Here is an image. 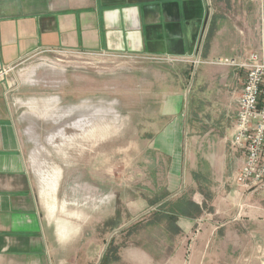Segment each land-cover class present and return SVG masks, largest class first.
I'll use <instances>...</instances> for the list:
<instances>
[{
	"label": "rangeland",
	"instance_id": "1",
	"mask_svg": "<svg viewBox=\"0 0 264 264\" xmlns=\"http://www.w3.org/2000/svg\"><path fill=\"white\" fill-rule=\"evenodd\" d=\"M210 2L212 16L217 8L232 18V33L244 32L236 20L242 13L258 16L253 31L259 34L264 0ZM258 50L259 44L233 55ZM158 62L56 50L4 75L42 217L64 227L60 242L73 264H264V182L236 188L230 203L226 187H213L188 232L170 223L180 215L181 197L191 194L168 189L171 158L155 148L156 137L179 114L188 128L197 116L207 120V99L195 92L210 85L197 82L198 68ZM178 92L179 114L162 117L164 100ZM182 169L183 162V177Z\"/></svg>",
	"mask_w": 264,
	"mask_h": 264
},
{
	"label": "crops",
	"instance_id": "2",
	"mask_svg": "<svg viewBox=\"0 0 264 264\" xmlns=\"http://www.w3.org/2000/svg\"><path fill=\"white\" fill-rule=\"evenodd\" d=\"M210 1L0 0V264H73V256L69 257L60 242L65 237L64 227L58 224L53 228L51 219L41 215L33 178L26 167L21 119L15 116L7 98L9 88L4 80L9 69L43 52L172 58L178 61L158 63L187 64L193 71L198 68L197 82L210 85L203 93L195 92L198 98L207 99V120L197 116L188 128L185 116L183 122L175 106L181 96L173 93L175 96L164 100L159 114L167 118L179 116L161 127L155 148L171 158L168 189L178 188L181 193L190 190L189 198L181 200L202 209V203H207L215 189L222 186L228 189L226 200L230 203L228 198L237 193L230 180L242 162V154L228 140L245 70L213 60L241 62L244 56L233 55V51L257 48L259 34L253 30L259 25V17L242 18V13L236 20L245 30L232 33V18L217 8L212 16ZM196 58L197 65L192 62ZM199 63L204 67H198ZM184 72L176 75L184 80ZM188 74L190 78L192 72ZM198 74L194 72V81ZM182 162L183 177L179 175ZM182 183L181 188L178 185ZM196 220L179 215L174 226L188 232Z\"/></svg>",
	"mask_w": 264,
	"mask_h": 264
},
{
	"label": "built area",
	"instance_id": "3",
	"mask_svg": "<svg viewBox=\"0 0 264 264\" xmlns=\"http://www.w3.org/2000/svg\"><path fill=\"white\" fill-rule=\"evenodd\" d=\"M262 21L264 17H261ZM260 25L259 50L251 51L241 62L215 60L216 64L245 70L241 92L236 100V115L230 146L241 151L242 162L230 182L244 190L264 182V27ZM153 61H178L172 58H145ZM11 70V69H9Z\"/></svg>",
	"mask_w": 264,
	"mask_h": 264
},
{
	"label": "trees",
	"instance_id": "4",
	"mask_svg": "<svg viewBox=\"0 0 264 264\" xmlns=\"http://www.w3.org/2000/svg\"><path fill=\"white\" fill-rule=\"evenodd\" d=\"M178 214L182 216H186L189 218H196V216L200 213V208L199 206L193 204L190 201L183 200L177 207ZM179 216V215H178ZM170 223L176 221V216H171L169 217ZM175 230H177V227L175 226ZM179 231V230H178Z\"/></svg>",
	"mask_w": 264,
	"mask_h": 264
}]
</instances>
